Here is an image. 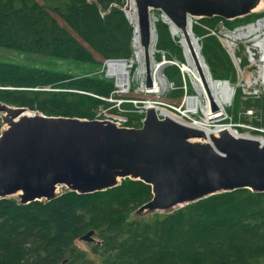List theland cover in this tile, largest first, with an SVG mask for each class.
<instances>
[{"label": "trees", "instance_id": "1", "mask_svg": "<svg viewBox=\"0 0 264 264\" xmlns=\"http://www.w3.org/2000/svg\"><path fill=\"white\" fill-rule=\"evenodd\" d=\"M124 4L125 0H66L52 8L37 0H0V51L26 55L21 63L0 58V102L47 115L93 119L83 111L84 104L103 107L106 101L98 96H108L113 83L31 64L30 56L91 67L101 63L97 58L129 60L133 27L120 8ZM261 18L264 10L235 20H192L191 31L212 81L233 85L237 80L236 67L212 34L215 28L219 23L233 28L248 22L247 26ZM154 25V59L172 62L163 76L173 86L169 96L179 98L185 78L177 66L184 64L182 49L166 23L158 19ZM47 86L80 92L32 90ZM235 93L237 108L243 101L239 90ZM246 106L261 108L262 103ZM128 119L129 127L141 126V118ZM152 196L150 184L127 177L103 191L64 190L47 201L21 204L16 198H1L0 264H264V191L237 188L169 212L134 215ZM89 231L95 241L85 242L83 248L77 241Z\"/></svg>", "mask_w": 264, "mask_h": 264}, {"label": "water", "instance_id": "2", "mask_svg": "<svg viewBox=\"0 0 264 264\" xmlns=\"http://www.w3.org/2000/svg\"><path fill=\"white\" fill-rule=\"evenodd\" d=\"M133 1L145 49L152 37L151 11L184 27L187 19L235 20L264 10V0ZM127 7L125 0L124 14ZM0 110V199L18 194L21 204L47 201L62 193L61 186L92 193L128 177L151 185L152 198L134 212L141 215L169 212L221 191H264V142L238 138L223 127L207 137L198 128L159 118L151 108L140 127L47 115L2 102ZM92 235L89 231L79 240L95 241Z\"/></svg>", "mask_w": 264, "mask_h": 264}, {"label": "rangeland", "instance_id": "3", "mask_svg": "<svg viewBox=\"0 0 264 264\" xmlns=\"http://www.w3.org/2000/svg\"><path fill=\"white\" fill-rule=\"evenodd\" d=\"M37 1L39 3L51 6L52 8L60 6L66 2V0H37ZM154 13L158 15L160 14V12L157 13L155 11ZM53 15L56 17L59 23L63 22L58 16H56L55 14ZM246 24H248V22L245 24L237 25L233 28H229L227 26H224L222 23H219V25L215 28V32H216L215 36L220 40L222 45L225 47L230 58H231V55L229 54V52L231 51L228 50L227 45L228 44H230V46L232 45L233 53L235 52L237 56L236 57L234 55V58H232L234 61V62L232 61L233 64L234 63L236 64L237 62L239 63L236 67L237 80L235 84L233 85L230 84L231 89L234 90V93L232 92L233 98L230 104L226 105L225 108L220 113L222 114L221 117L215 120L212 119V120H208L207 122H205V115H204L205 109L203 110L202 107L205 108L208 105L207 99H204L203 95L199 93V91H197L199 90L198 85L201 86L203 91H204L203 89L204 87L201 83V80L198 78V75L196 73L197 71L194 72L193 68H191L190 69L192 70L191 75L189 73L186 74L184 72L187 66V63L185 66L181 67V71L185 78L184 79L182 78L183 84H182V90H181V97L179 98H173L169 96V92L170 90L173 89V86H172V83L169 82L167 78L166 79L168 82L166 81L167 84L163 90H160V88L154 89V90L150 89L149 86H150L151 80L147 78V76L145 78L143 76L135 77V70L137 66L134 65L130 68L132 82L130 86L125 88L126 90L123 91L125 93H122V94H126L124 96L125 98L130 99L128 100V102H125L122 105H119V104L117 105L116 103L110 102L108 100H104L106 101V104H104L103 107L102 106L94 107L89 102H86L83 106V111L85 113H88L87 111H89L90 112L89 114H93V119L102 118L106 114H119V113L124 114L127 118H131V117L143 118L146 112L145 109L149 107L148 105H151V106L153 105L152 108L155 112L159 113L158 112L159 110H157L154 106L161 107L162 110H167L169 113L176 116L178 118L177 121L179 122H183V121L190 122L191 120H194V121H197L198 123H203V124L206 123L208 127H212V128H214L218 124L225 123V124H231L229 126H234V129L239 134H242V135L249 134L256 138H259L262 135L264 136V132L259 131V129L264 130V83L259 82V79L257 78L259 60H260V52L257 49L251 48V45L254 44L253 42L250 43V41L244 38L239 39V40H233L228 35L229 33H227V31H233V30L237 31L239 29H242L244 28L242 26H245ZM239 27H242V28H239ZM257 35L259 36V38L256 39V42L262 39L261 32H258L255 36ZM173 38L177 39V37H173ZM247 51H249L248 53H250V55L247 54ZM24 55L25 54H16L14 52H10L7 50L0 51V58L3 60H7L8 62L21 63L25 61ZM159 56L161 55L157 53L156 59H158ZM167 56L172 57L173 54L168 52ZM252 58H254L255 61ZM97 59L101 63L96 67H91L79 61H69L66 59H58V58H54L51 56H43V55H38V54H34L30 56L31 64H37L45 68L64 71L66 74H69L71 76L80 77L82 75H95L100 78L110 80L113 83V88L118 89L117 84H116L117 80L115 81L116 77L115 78L108 77L105 75V67L103 66L104 59H101V58H97ZM255 68H256V71H255ZM130 71L128 72L130 73ZM33 89H37V88H33ZM38 89L51 90L52 88L50 86H47V87H39ZM114 89L111 91V93L114 91ZM237 90H239L241 94V99L243 102L240 103V105H238V107L236 108L233 102L235 98L234 95L236 94L235 92ZM59 91L80 92V90L68 89V88H63ZM114 95L117 96L118 94L115 92ZM188 96L191 97V99H195V97L199 98L201 105H200V108L197 110V112L185 114L186 113V102L187 100L190 99L188 98ZM141 101L143 103L136 104V102H141ZM254 101L261 102L262 107L260 108V107H247L246 106L247 102H254ZM161 112L162 111H160V114H158L160 118L163 117V115L161 116ZM3 115H4V112L0 110V122L2 121ZM60 189H61L60 192L66 190L64 186H61ZM9 197L17 199L18 194L10 195ZM77 243L81 247L86 248V243L84 241H81L78 239Z\"/></svg>", "mask_w": 264, "mask_h": 264}, {"label": "bare ground", "instance_id": "4", "mask_svg": "<svg viewBox=\"0 0 264 264\" xmlns=\"http://www.w3.org/2000/svg\"><path fill=\"white\" fill-rule=\"evenodd\" d=\"M91 3V2H90ZM127 5L128 7L125 9V16L128 19V22L130 25L133 27V36H132V49H133V55L129 60H110L107 64L108 67V73H111L113 77H116L115 79L117 80L116 83L117 85L121 86H126L127 84H131L132 78H131V71L130 73L128 72V69H130L132 66L136 65V70H135V77H146L151 80L150 82V89H159L163 90L166 86V80L163 77V71L165 66L172 64V62H161L157 63L154 59L155 56V44H156V37H155V30L152 28V37L150 39L149 45L147 49H145L139 42L138 38V28H137V19H136V9H135V4L133 0H127ZM160 19L164 20L170 30V33L172 37H177V41L180 44V47L182 49V53L184 56V64L180 65L179 63L177 66H179L180 71L181 67L185 66L187 63V66L184 70L186 74L191 75V68H193V71L197 73L198 78L201 80V83L203 85L202 90L201 86L198 85L199 93L203 95L204 99H207L208 105L202 109L204 111L205 115V122L208 120L212 119H217L222 116L220 114L222 110L225 108L226 105L230 104L231 99L233 97L232 92L234 93V90L231 89V86L228 84V82L223 81H212L209 75V72L202 60V57L199 53V45L197 40L194 38L192 31H191V20L187 19L186 24L184 27H178L176 24L172 23L167 17L163 16L162 14L156 15L152 14L150 15V22L151 26L152 24H155V22ZM164 22V23H165ZM242 28V27H239ZM237 28V29H239ZM258 32L262 33V39L256 42V39L259 38V36H255ZM229 33L228 35L233 39V40H239V39H246L248 41L253 42L254 44L251 45V48L257 49L260 52V60H259V67H258V73H257V78L261 80L264 83V18L258 19L256 22L253 24L247 25L244 28L239 29L237 31H227ZM213 34V33H212ZM255 36V37H254ZM260 36V37H261ZM228 50H230L231 57L234 58L235 52L233 53L232 50V45L230 44L227 45ZM247 54L250 55V53ZM251 57V56H250ZM254 59V58H253ZM255 61V59H254ZM251 62V60H250ZM239 63L237 62L235 65H238ZM256 71V68H255ZM182 72V71H181ZM193 73V72H192ZM199 80V81H200ZM200 84V83H199ZM125 89V88H124ZM32 90H41V89H32ZM51 90H60V89H51ZM186 102V113H194L197 112V110L200 108V100L199 98L195 97V99H191V97ZM161 103V102H160ZM148 108L153 109V105H148ZM157 110H159L156 114H160L161 116L163 115L164 117H170L174 120L177 121V117L169 113L167 110H162L161 107L154 106ZM228 108V107H227ZM27 114H30L29 111L26 112ZM183 120V119H182ZM191 125L194 128H198L202 130L205 135L208 137L211 134L217 135V132L219 129L222 127L226 130H228L232 135L238 137V138H247V139H257L261 142H264V138H256L254 136H251L249 134H239L236 132V130L232 129L230 126L227 127L225 125H217L216 127H208L203 123H191ZM6 126V125H4ZM208 140V139H206ZM60 187L58 188V191H60ZM234 190V189H233ZM251 190V189H250ZM231 191V190H228ZM253 191V190H252ZM223 192V191H221ZM94 234V232H93Z\"/></svg>", "mask_w": 264, "mask_h": 264}, {"label": "built area", "instance_id": "5", "mask_svg": "<svg viewBox=\"0 0 264 264\" xmlns=\"http://www.w3.org/2000/svg\"><path fill=\"white\" fill-rule=\"evenodd\" d=\"M155 12H157L158 13V11H155ZM154 13V11H151L150 12V15H152ZM155 14V13H154ZM160 14H162L161 12H160ZM156 15H158V14H156ZM163 16H164V14H162ZM162 21V20H161ZM163 22H165L164 20H163ZM166 23V22H165ZM167 24V23H166ZM152 28L155 30V25L154 24H152ZM213 34L215 35V33L213 32ZM198 39V38H197ZM229 54H230V52H229ZM231 55V54H230ZM124 59H126V58H124ZM231 59H232V57H231ZM253 59V58H252ZM110 60H115V59H112V58H108V59H104V63H103V66L105 67V75L106 76H108V77H113L112 76V74L111 73H108V67H107V64H108V62L110 61ZM232 61H233V59H232ZM234 62V61H233ZM235 64V63H234ZM235 67H237V65H235ZM128 71H130V69L128 70ZM115 78V77H114ZM115 81H116V79H115ZM259 82H262L261 80H259ZM117 84V83H116ZM130 85L129 84H127L126 86H123V84L121 85V86H119V85H117V87H118V89H114V91L109 95V96H106V97H103V96H99V98H101L102 100H108V101H110V102H113V103H116L117 105L119 104V105H122L124 102H128V100H130V99H128V98H125L124 96L126 95V94H122V93H125V92H123V91H125L126 89H124V88H127V87H129ZM130 90V89H129ZM117 93L118 95L116 96V95H114V93ZM120 92H121V94H120ZM133 103H135V102H133ZM138 103H143L142 101L141 102H136V104H138ZM145 110H147V109H145ZM182 115H184V114H182ZM159 117V116H158ZM160 118V117H159ZM162 118H164V116L162 117ZM96 119H99V120H108V121H111V122H113V123H115L117 126H120V127H129L128 125H127V123H128V118L124 115V114H122V113H119V114H106L105 116H103L102 118H96ZM142 120H143V118H141V122H142ZM192 121V122H191ZM190 122H186V121H183L184 122V124H186V125H189V126H192L191 125V123H193V122H196V123H198L197 121H194V120H191ZM182 122V123H183ZM218 125H220V124H218ZM222 125H225V126H227V127H229V125H231V124H222ZM193 127V126H192ZM216 127V126H215ZM232 129H234V126H230ZM259 129V128H258ZM235 130V129H234ZM259 131L260 132H264V130L263 129H259ZM260 138H264V136L262 135V136H260Z\"/></svg>", "mask_w": 264, "mask_h": 264}]
</instances>
